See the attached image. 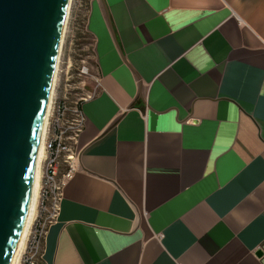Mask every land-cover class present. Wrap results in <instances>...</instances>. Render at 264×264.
<instances>
[{
  "label": "crops",
  "instance_id": "obj_1",
  "mask_svg": "<svg viewBox=\"0 0 264 264\" xmlns=\"http://www.w3.org/2000/svg\"><path fill=\"white\" fill-rule=\"evenodd\" d=\"M104 1L43 264H264V0Z\"/></svg>",
  "mask_w": 264,
  "mask_h": 264
},
{
  "label": "water",
  "instance_id": "obj_2",
  "mask_svg": "<svg viewBox=\"0 0 264 264\" xmlns=\"http://www.w3.org/2000/svg\"><path fill=\"white\" fill-rule=\"evenodd\" d=\"M70 6L0 0V264H11L29 215Z\"/></svg>",
  "mask_w": 264,
  "mask_h": 264
},
{
  "label": "built area",
  "instance_id": "obj_3",
  "mask_svg": "<svg viewBox=\"0 0 264 264\" xmlns=\"http://www.w3.org/2000/svg\"><path fill=\"white\" fill-rule=\"evenodd\" d=\"M79 70L80 76L92 77L96 82L95 90L89 95V98H92L101 86L100 79L98 76H92L89 68L85 65L81 66ZM72 111L71 117L67 119V107L65 104H60L58 117L53 122L54 131L51 138L49 137V126L47 129L46 157L44 159L46 167L43 173L44 186L42 185L41 195L43 202L47 201L49 205L45 207V217L37 218L33 224L34 229L29 234L28 240L30 241L23 256L24 264H43L46 235L49 227L59 217L64 187L79 170L80 151L77 145L84 128L85 116L82 107H75Z\"/></svg>",
  "mask_w": 264,
  "mask_h": 264
},
{
  "label": "rangeland",
  "instance_id": "obj_4",
  "mask_svg": "<svg viewBox=\"0 0 264 264\" xmlns=\"http://www.w3.org/2000/svg\"><path fill=\"white\" fill-rule=\"evenodd\" d=\"M90 7L91 0H71L54 86V102L49 118V129L47 128L48 131L50 130V138L54 131L53 122L58 117L59 105L65 104L67 107L66 118L69 119L73 112L72 110L75 107H82L85 102L84 100L89 98V95L96 87V82L92 77L84 78L79 73L80 67L85 65L89 68L92 76H97L93 57V40L86 31V22ZM45 167L46 163L43 164V173ZM42 185L44 186V181ZM38 201V210L36 209L37 213L35 212V221L33 224H35L37 218L42 219L45 217V207L49 205L47 201L43 202L41 193ZM33 227L34 225L30 229L29 234L33 232ZM28 238L29 235L18 264H24L23 256L30 241Z\"/></svg>",
  "mask_w": 264,
  "mask_h": 264
},
{
  "label": "bare ground",
  "instance_id": "obj_5",
  "mask_svg": "<svg viewBox=\"0 0 264 264\" xmlns=\"http://www.w3.org/2000/svg\"><path fill=\"white\" fill-rule=\"evenodd\" d=\"M67 18H68V15H67ZM64 34H65V29H64ZM58 63H59V60H58ZM57 72H58V64H57V69H56V74H55V81H56ZM55 81H54V86H55ZM53 93H54V87H53L52 96H51V100H50L49 111H48L47 117H46L45 127L43 130V134H42V138H41V142H40V146H39V151H38L37 164H36L35 176H34V185H33L31 207H30L29 215H28V218L26 221V225H25L20 243L17 247V250L14 254V257L12 259L11 264H18L19 263L22 251L24 249L26 239L29 235V231L32 228L33 223L35 221L34 218H35L36 209L38 210L37 201L39 200L41 189H42V184H43L42 168H43L44 159L46 157L47 128H48L49 117L51 115V110H52V106H53V102H54Z\"/></svg>",
  "mask_w": 264,
  "mask_h": 264
}]
</instances>
